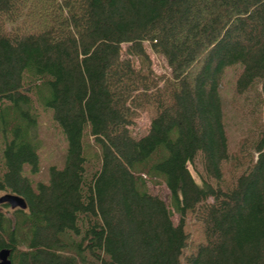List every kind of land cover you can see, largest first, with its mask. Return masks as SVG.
Here are the masks:
<instances>
[{"label": "trees", "instance_id": "obj_1", "mask_svg": "<svg viewBox=\"0 0 264 264\" xmlns=\"http://www.w3.org/2000/svg\"><path fill=\"white\" fill-rule=\"evenodd\" d=\"M230 66L254 114L233 152ZM37 106L65 156L32 186ZM2 192L25 203L0 211L10 264H264V0H0Z\"/></svg>", "mask_w": 264, "mask_h": 264}, {"label": "rangeland", "instance_id": "obj_2", "mask_svg": "<svg viewBox=\"0 0 264 264\" xmlns=\"http://www.w3.org/2000/svg\"><path fill=\"white\" fill-rule=\"evenodd\" d=\"M145 51L149 53L151 68L156 73H162L163 69L162 61L159 57L151 53L147 43L143 42ZM238 67L230 66L225 68L221 81L218 86V91L221 99V110H222V122L227 135L228 148L230 152L238 150V145L241 139L246 135L249 128H251V121L254 118V114L251 113V98L252 92L242 95L234 94V79L237 75ZM38 112L36 117V128H35V143H37L36 153L38 157V170L31 174L29 172V166L24 164L22 167L23 175L27 176L32 183L47 180V168L50 165H54L57 168L62 167L65 156V140L62 132L57 124L51 118V112L49 109L41 110L38 106ZM149 114L145 111L137 113L136 117L133 118V122L129 125L130 132L133 136L139 137L144 134L148 128ZM92 148L90 146L89 150ZM92 160L89 161L88 165L91 166ZM191 169V167L189 166ZM148 190L153 194H158L164 203L169 207V192L164 184L148 182ZM4 192L0 193L3 194ZM0 211L9 214L11 208L9 206H2L0 204ZM172 211V210H171ZM171 220L173 223H177L178 215L172 211ZM185 223L189 225L190 229V240H195L197 231L195 224L192 223V219L188 216L184 219Z\"/></svg>", "mask_w": 264, "mask_h": 264}, {"label": "water", "instance_id": "obj_3", "mask_svg": "<svg viewBox=\"0 0 264 264\" xmlns=\"http://www.w3.org/2000/svg\"><path fill=\"white\" fill-rule=\"evenodd\" d=\"M0 203H6L10 208L23 209L25 207L24 200L17 194L3 193L0 195ZM6 248L0 249V264H10Z\"/></svg>", "mask_w": 264, "mask_h": 264}]
</instances>
